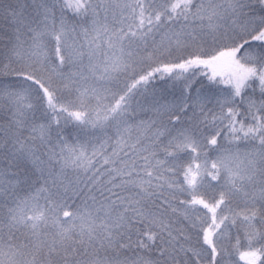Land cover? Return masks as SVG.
Wrapping results in <instances>:
<instances>
[{"label":"snow or ice","instance_id":"snow-or-ice-1","mask_svg":"<svg viewBox=\"0 0 264 264\" xmlns=\"http://www.w3.org/2000/svg\"><path fill=\"white\" fill-rule=\"evenodd\" d=\"M0 264H264V0H0Z\"/></svg>","mask_w":264,"mask_h":264},{"label":"trees","instance_id":"trees-1","mask_svg":"<svg viewBox=\"0 0 264 264\" xmlns=\"http://www.w3.org/2000/svg\"><path fill=\"white\" fill-rule=\"evenodd\" d=\"M162 85H163V82H158L156 86H157V88H160V87H162ZM69 131H71V129H69Z\"/></svg>","mask_w":264,"mask_h":264}]
</instances>
